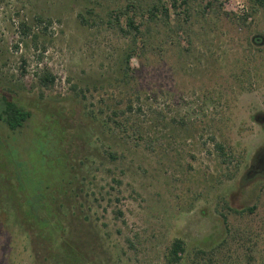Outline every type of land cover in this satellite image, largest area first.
Here are the masks:
<instances>
[{
	"label": "rangeland",
	"instance_id": "obj_1",
	"mask_svg": "<svg viewBox=\"0 0 264 264\" xmlns=\"http://www.w3.org/2000/svg\"><path fill=\"white\" fill-rule=\"evenodd\" d=\"M169 1L126 70L134 42L108 16L137 0H0V96L97 116L83 200L109 264H169L176 238L177 264H264V172L247 176L264 151V0ZM31 128L0 127L23 170ZM2 205L0 264H50Z\"/></svg>",
	"mask_w": 264,
	"mask_h": 264
},
{
	"label": "trees",
	"instance_id": "obj_2",
	"mask_svg": "<svg viewBox=\"0 0 264 264\" xmlns=\"http://www.w3.org/2000/svg\"><path fill=\"white\" fill-rule=\"evenodd\" d=\"M147 1L137 0L131 6L134 9L132 15H126L123 8H118L108 16L109 23H116L122 35L131 36L134 42V46H129L124 52L126 70L130 58L136 52L135 42L146 41L147 33L140 27L147 24L145 29L149 31L148 25L152 22L162 21L164 25L169 22L170 8L167 4L161 3V0ZM179 5L186 14L189 13L188 0L169 1L170 7L176 8ZM126 8L129 9L128 6ZM138 11L142 14V20L136 23ZM122 17H125L124 22ZM24 25L21 24V27L26 34L28 30ZM39 79L41 85H48L53 81V77L47 72ZM39 97L42 99L41 103L37 102L32 109H28L6 94L0 96L1 128L20 133L22 128L32 125L28 135L32 139L28 140V136L22 134L26 139L24 170L18 158L16 163L14 158H7L21 156L20 151L12 153L13 143L8 140L9 135L6 138L0 136L2 210L23 229L40 262L109 264L97 232L87 222L83 200L86 178L84 163L89 155H99L97 145L91 147L92 133L89 132L95 127L94 120L97 116L94 112L83 110L75 115V110L68 105L65 108L63 104L44 100L42 94ZM74 120L77 123H73ZM215 145L219 148L218 144ZM102 150L110 160L117 158V152L110 150V147L106 146ZM28 156L33 160L28 162ZM183 253L184 242L179 238L174 239L167 254V263L177 264Z\"/></svg>",
	"mask_w": 264,
	"mask_h": 264
},
{
	"label": "flooded vegetation",
	"instance_id": "obj_3",
	"mask_svg": "<svg viewBox=\"0 0 264 264\" xmlns=\"http://www.w3.org/2000/svg\"><path fill=\"white\" fill-rule=\"evenodd\" d=\"M256 120H258L259 122H263L264 121V115H262V114L256 115ZM253 163L255 164V166L253 164V168H251L247 172L248 177H254V176L264 172V151L263 152L258 151L255 154V159H254Z\"/></svg>",
	"mask_w": 264,
	"mask_h": 264
}]
</instances>
